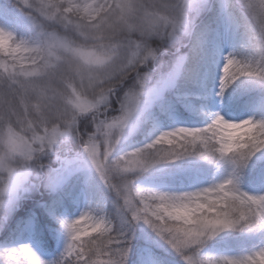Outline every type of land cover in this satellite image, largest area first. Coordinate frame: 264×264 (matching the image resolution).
<instances>
[{
	"label": "clouds",
	"instance_id": "1",
	"mask_svg": "<svg viewBox=\"0 0 264 264\" xmlns=\"http://www.w3.org/2000/svg\"><path fill=\"white\" fill-rule=\"evenodd\" d=\"M30 8L36 23L26 37L8 40L0 33V58L15 69L0 73V161L12 169L30 170L31 182L44 175L48 158L72 142L80 146L82 157V141L91 139L104 176L85 163L108 194L113 214L91 223L81 216L78 230L88 231L95 242L119 245L129 229H147L144 220H151L156 210L157 201H137L135 192H180L138 183L145 174L164 172L169 166L155 162L172 154L152 139L157 134L142 145L130 143L154 104L145 103L147 93L176 70L182 57L190 59L199 42L196 54L201 59L212 56L214 49L230 48L226 55L212 56L219 68L217 97L242 88L264 96V87L256 86V73L264 75V0H200L195 7L190 0H61L55 9L48 0H30ZM169 49L176 57L170 68L160 59ZM150 51L154 59L146 58ZM141 84L139 112L123 121L129 98L141 92ZM206 117L219 122L229 145L218 167L207 165L212 170L209 181L215 176L231 186L233 165L242 160L247 145L257 142L258 133L264 136V125L254 128L252 115L233 121L209 111ZM53 128L62 135L51 148L41 145L38 138ZM233 144L241 150L233 152ZM125 167L137 174L130 184L124 181L126 192L120 172ZM60 228L65 246L74 243L73 233ZM19 256L20 264H34L31 250L21 249Z\"/></svg>",
	"mask_w": 264,
	"mask_h": 264
},
{
	"label": "snow or ice",
	"instance_id": "2",
	"mask_svg": "<svg viewBox=\"0 0 264 264\" xmlns=\"http://www.w3.org/2000/svg\"><path fill=\"white\" fill-rule=\"evenodd\" d=\"M61 0H48V6L58 8ZM200 0H190V6L195 7ZM18 14L28 25L29 31L35 26V18L30 8V0H13L0 5V16L12 18ZM8 40L17 38L13 31L0 27ZM199 42L193 47L196 53ZM146 58H155V53H146ZM188 57H182L177 65V70L184 64ZM0 73H12L15 69L6 60L0 58ZM176 70L169 73L159 84L147 93L146 104H151L160 97L164 88L170 86ZM256 86L264 87V75L256 73ZM143 94L134 93L129 98L130 108L125 113L123 121L137 116ZM259 119L252 116V126L264 125V104L259 109ZM199 129V131H195ZM62 134L55 128L46 137L38 138V142L47 144L49 148L57 142ZM157 143L167 146L172 153L171 156L161 158L155 162L156 166L173 165L177 162H202L209 166L220 165L223 154L229 150L225 142V133L218 121L207 118V123L202 127H173L167 131H160L152 137ZM14 150L18 146L13 142ZM239 146L233 144L232 151H240ZM243 158L233 165L230 174L231 186L223 180L213 179L206 186L194 190L168 192L160 191L148 193L135 192L137 201H157L155 212L151 213V220H144L147 230L153 237L152 242L158 247H166L171 250L181 261V264H264V191L249 192L240 190L241 182H244L246 173L253 166L264 175V136L257 134V142L247 145L243 150ZM83 156L77 160H63L62 167L51 180L48 187L56 189L59 187L66 175L77 170L74 165L78 161L88 162L101 177L104 176V167L101 160L97 158L95 144L91 139L82 141ZM31 157V150H28ZM110 159V157H109ZM41 170L44 165H40ZM6 171L5 176L3 172ZM121 183L123 190L127 191V181L130 184L136 173L133 169L122 168ZM31 172L28 169H12L0 161V220L6 219L16 207L22 193L29 190ZM119 193L120 185L114 189ZM144 211H148L145 204ZM83 216L88 222L98 220L104 216L100 208H88L82 211L73 222L69 219H60L59 225L73 233L74 243L64 247L61 256L51 264H128L131 250V235L134 229L123 233L119 245H111L105 240L95 242V237L89 235L84 229L78 230L77 221ZM140 219L139 217H137ZM238 234L244 238H255L258 243L253 249L236 253L212 254L209 252V242L217 237ZM33 250L25 244L16 247H6L2 257L4 264H20L19 253ZM113 249H115L113 251ZM35 254V253H34ZM117 257L112 259V257ZM34 264H46L35 254Z\"/></svg>",
	"mask_w": 264,
	"mask_h": 264
},
{
	"label": "rangeland",
	"instance_id": "3",
	"mask_svg": "<svg viewBox=\"0 0 264 264\" xmlns=\"http://www.w3.org/2000/svg\"><path fill=\"white\" fill-rule=\"evenodd\" d=\"M0 27L13 31L18 38L29 34L28 25L18 14L12 15L11 19L0 16ZM229 51V47L223 46L214 49L212 56L226 55ZM212 56L201 59L196 53H192L190 59L186 60L178 70L176 68L174 80L154 101L152 108L146 114V122L142 123L130 137L131 144L142 145L153 134L173 127H202L207 123L206 113L209 111L219 112L225 119L233 121L248 118L250 115L259 116L260 106L264 104V96L260 95L257 89L242 88L231 94L225 93L223 97L215 95L219 68L212 62ZM160 59L170 68L176 57L169 49ZM245 110L249 112L241 115ZM80 152L81 149H78L65 158H49L46 161L47 170L44 175L31 180L29 190L21 194L15 210L6 219L0 220V249L25 244L46 264H51L61 256L65 246L64 234L58 222L60 219H73L90 207L100 208L104 215L112 216L113 208L108 194L98 184L84 161H78L74 165L77 170L66 175L59 187L52 189L47 186L49 180L61 169V162L66 159L77 160ZM208 168L202 162H177L162 173L145 174L138 183L164 187L172 191L193 190L207 185L212 170L211 173L208 170L200 176L202 178L187 186H172L166 177L180 175L189 169L200 172ZM243 186L249 192L264 191V180L258 185L249 183L244 178ZM59 207L62 208L58 212ZM228 239L245 241L248 244L245 247L228 248L222 243ZM152 240L153 237L147 229L137 226L131 235L128 264H160L156 257L159 252L166 254L175 264H181L171 250L156 246ZM257 243L258 240L255 238L230 234L210 241L208 250L212 254L236 253L253 249ZM0 259L4 258L0 257Z\"/></svg>",
	"mask_w": 264,
	"mask_h": 264
},
{
	"label": "trees",
	"instance_id": "4",
	"mask_svg": "<svg viewBox=\"0 0 264 264\" xmlns=\"http://www.w3.org/2000/svg\"><path fill=\"white\" fill-rule=\"evenodd\" d=\"M3 3H5V1L4 0H0V5H2ZM15 17L18 18L17 16H15ZM247 112H249V111L245 110L244 112L241 113V115H244ZM79 147L80 146L76 142H72L67 149H62L57 157H50V159H52V158L53 159L65 158V157L69 156L70 154H72L73 152H75L76 150L80 149ZM208 170H210V173H211V169L210 168H208L207 170H204V171H200V172H198V171H196L194 169H189V170H185V172L181 173L180 175H176V176H173V177L172 176L171 177H166V178L168 179V183L170 185H172V186H187V185H190L191 183H194L196 180H199L200 178H202L200 176L204 175L206 172H208ZM195 178H197V179H195ZM245 179L249 183L258 184L259 185L264 180V175L261 174L260 170L256 169L253 166L246 173ZM61 208L62 207L58 208V212L61 210ZM45 222H46V220H45ZM222 243H223V245H227L228 248H230V247L238 248L240 246L245 247L248 244L245 241H240L239 242V241H235V240H232V239H228V241H225V242H222ZM222 243L220 242V244H222ZM134 247H137V246H134ZM135 250H137V249H135ZM156 257H157V260H158V262L160 264H175L164 253L159 252V253L156 254Z\"/></svg>",
	"mask_w": 264,
	"mask_h": 264
}]
</instances>
